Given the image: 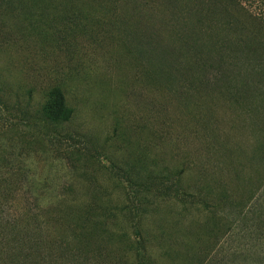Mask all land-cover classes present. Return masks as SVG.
Here are the masks:
<instances>
[{"label":"rangeland","instance_id":"rangeland-1","mask_svg":"<svg viewBox=\"0 0 264 264\" xmlns=\"http://www.w3.org/2000/svg\"><path fill=\"white\" fill-rule=\"evenodd\" d=\"M196 1L118 0L99 9L114 25L58 39L49 1L0 0V172H30L18 212H93L91 264H264V37ZM55 87L74 110L57 125Z\"/></svg>","mask_w":264,"mask_h":264},{"label":"trees","instance_id":"trees-1","mask_svg":"<svg viewBox=\"0 0 264 264\" xmlns=\"http://www.w3.org/2000/svg\"><path fill=\"white\" fill-rule=\"evenodd\" d=\"M45 1L52 4L50 26L51 29H57L55 37L58 39H66L80 32L96 34L99 33V28L105 27L100 26L101 23L110 25L111 22V25H114L117 22V20L104 22L101 18L98 19V16H100L99 9L118 0ZM207 2L214 14L218 15L216 11L225 13L226 18L221 28H230L239 21L241 15L249 20L252 28L264 37V0H202V2L197 0L192 7L196 8L197 12H202ZM56 22L60 23L58 24L60 27L56 25ZM211 25L217 29L214 26L218 25L217 23ZM94 27L98 30H93ZM230 38L236 39L238 44L244 41L231 35ZM146 40L141 38L135 42L133 39L131 43L134 50L140 52L139 55L153 58L152 55L154 53L156 55L161 48L152 42L145 44ZM223 41L227 46V40ZM147 45L148 48H146ZM73 114L74 110L67 104L63 89L53 88L49 102L44 109L46 121L53 125L62 124L70 121ZM5 157L6 155L2 156V160H5L0 167L7 166L8 159ZM110 173L125 179L136 192H138L137 187H140V191L167 194L163 192L167 187L164 183L157 181L158 176H148L141 180V175L134 177L132 172ZM31 183L30 172H0V264H51L55 263V259L63 258L66 264H69L71 259H75L74 264H91V259L88 257L89 252L98 255L104 253L101 244L105 237L101 231H109L102 227L100 220L95 218L90 210L66 206L55 207L46 209L44 219H40L37 215L31 216L29 210L26 209L18 212L25 208L20 199L25 193L23 187ZM53 210L56 213H53ZM77 240L81 243L80 246L75 245ZM121 263L125 264L127 260L125 262L121 260Z\"/></svg>","mask_w":264,"mask_h":264}]
</instances>
